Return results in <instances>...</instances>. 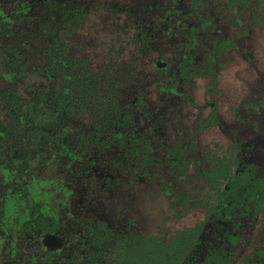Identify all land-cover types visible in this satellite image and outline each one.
Segmentation results:
<instances>
[{"label":"flooded vegetation","instance_id":"flooded-vegetation-1","mask_svg":"<svg viewBox=\"0 0 264 264\" xmlns=\"http://www.w3.org/2000/svg\"><path fill=\"white\" fill-rule=\"evenodd\" d=\"M7 1L0 0V264H115L113 251L119 248H124V263L137 264L141 241L168 245L179 232L195 227L200 228L199 241L183 254L181 264H199L215 252L234 264L239 235L237 225H230L233 217L250 213L256 219L264 210L240 202L211 206L209 201L215 203L231 186L224 179L206 178L202 171L215 167L214 156H234L239 167L246 159L237 157L236 141L229 147L206 146L196 157L197 144L185 136L187 126L177 118V98L195 104L184 89L207 74L210 98L203 107L209 105L211 112L207 118L199 116L194 126L201 130L218 124L212 87L227 46L223 40L220 53L211 59L217 40L212 34L208 38L207 31L220 13L226 17L225 0H187L186 5L184 0H149L144 6L130 0L122 6L112 0H19L5 11ZM192 16L194 24L187 19ZM189 38L191 48L185 43ZM163 42L174 45L173 67L163 63ZM151 49L157 56H151ZM182 63L192 65L187 74L181 72ZM152 70L155 75L146 80ZM259 104L264 107V99ZM99 106L104 115L97 112ZM20 112L30 132L10 130ZM99 118L106 120L96 132L93 124ZM41 120L46 134L33 140V127ZM178 129L183 136L172 135ZM71 136L86 143L96 137L106 142L92 141L88 147ZM169 138V145L158 140ZM68 142L74 144L73 158L67 155ZM246 163L258 171L256 164ZM154 184L176 214L197 206L203 209V220L170 235L134 230L129 216L123 230L119 222L110 223L108 199L116 191L122 190V209L128 215L135 185ZM67 187L72 188L68 193ZM98 199L103 201L97 204ZM120 217L116 213L114 219ZM204 241L207 248L201 253ZM40 251L46 256L36 260ZM259 253L264 257V249ZM116 263L122 264L119 259Z\"/></svg>","mask_w":264,"mask_h":264},{"label":"rangeland","instance_id":"rangeland-1","mask_svg":"<svg viewBox=\"0 0 264 264\" xmlns=\"http://www.w3.org/2000/svg\"><path fill=\"white\" fill-rule=\"evenodd\" d=\"M17 1L19 0H9L7 1L9 3L3 5L2 8L5 11H10ZM100 1L102 4L104 3V0ZM254 1L256 2V0ZM112 2L115 6L129 3L128 0H112ZM134 2L143 6L151 3L149 0H130V3ZM186 2L187 0H184L183 4L186 5ZM223 12L226 17L220 13V18L212 22L209 27L210 30L207 31V37L213 38L214 36L218 42L227 37L231 40V44L227 46L226 51L219 58L221 65H219L218 76L214 82L212 81L213 100L218 110V124L210 125L201 130H197L194 126L199 116L207 118L211 112L209 105L203 107L205 101L210 98L206 91L207 83L210 81L206 77L207 74L193 78L184 89L195 104L177 98L180 101V116L178 115L177 118L187 126L185 136L189 137V134L197 144L196 157H200L201 151L207 149L206 146L215 147L218 144L222 147H229L236 141L240 145L234 150L237 157L242 158L244 156L246 162L256 164L258 170L264 171V107L259 104V101L264 99V23L262 25L252 23L253 26L244 30L250 22V11L246 10L242 15L244 19H247L246 23H235L234 25H231V19L227 15L230 14L228 9L223 10ZM154 16L155 14L152 13V19ZM187 19L189 23L194 24L193 16ZM170 43H162L163 63L173 67L177 64V59L172 51L174 45ZM210 45V40H207L206 46ZM157 54L155 49H151L152 57L157 56ZM147 64L152 67V60H147ZM154 75L155 72H151L146 80L151 79ZM153 90L148 89L151 93ZM174 124L177 122L174 121ZM147 132L150 133L151 129H148ZM175 132L183 136L179 129L175 130L172 135H175ZM158 140L169 145L173 139ZM251 141V147L243 153ZM162 148L165 147L162 146ZM162 148L159 151L160 155L164 153ZM171 169L173 170L172 167ZM156 176H154V180L164 179ZM133 191L135 193L132 197L134 201H131V207L134 202V208H131L128 215L123 213L124 210L122 209V190L116 191V195L108 199L110 212L106 217L111 224L116 225L119 222L117 226L121 230H123L126 216H129L128 219L130 218L134 230L152 234L163 232L166 235H170L176 230L180 231L193 227L204 218L203 209L197 206L179 209L176 214V210L171 207L170 199L164 196L163 191L156 184L153 187L135 185ZM100 201L103 199H98L95 203L99 204ZM116 213L121 216L118 220L114 219ZM234 224L237 225L239 235L235 251L239 259L234 264H264V257L259 253V250L264 249V213H260L256 219L251 217L250 213L245 217L235 216L230 225L234 226ZM211 232L212 228L209 227L204 236L207 245L212 237ZM207 245L204 241L202 251L200 250L201 253H205Z\"/></svg>","mask_w":264,"mask_h":264},{"label":"trees","instance_id":"trees-1","mask_svg":"<svg viewBox=\"0 0 264 264\" xmlns=\"http://www.w3.org/2000/svg\"><path fill=\"white\" fill-rule=\"evenodd\" d=\"M200 1V0H198ZM224 2V1H223ZM255 4H252V3ZM226 4H228L227 8L230 14H227L231 19V25H234L235 23H246L247 19H244L242 15L247 11H250L251 18L250 22L246 25L245 29H248L249 26H253L255 23H259L262 25L264 23V0H225ZM218 12H216L217 14ZM209 16V15H208ZM211 16V15H210ZM253 23V24H252ZM192 38L187 39L186 45L191 48V42ZM222 41L217 42L214 41V49L213 53L210 52V58L215 59V56H217L220 53L221 44ZM226 46H229L231 44V40L227 37L224 40ZM25 45V44H24ZM27 46V45H25ZM192 66L187 65L186 63H182V73L187 74L185 72V69ZM102 109L99 106L98 113L99 115H102ZM20 110V107H19ZM105 114V113H104ZM103 114V115H104ZM22 112L18 114L17 116V124L16 127H13L12 131H20V132H30L29 124L25 123L21 118ZM106 118L103 120L102 118H99V121L95 122L93 125L97 128L96 132H99V128L103 123L105 122ZM45 122L43 120L36 122V125L33 127L35 136L32 137L33 140H42V135L46 134ZM80 129H83L80 126ZM69 124L67 125V132L69 131ZM69 134V133H68ZM30 138V137H29ZM29 138H26L27 141H30ZM71 136V140L77 142L78 140H82V142L85 144V146L89 147V144L92 141L98 142L99 137L91 138L87 143L85 138H74ZM112 140V139H111ZM110 140V141H111ZM123 138H120V142H123ZM109 141V142H110ZM106 140L100 139L99 143H105ZM112 142V141H111ZM108 145V144H106ZM74 147V144H70L68 142L66 146L67 155L68 157H74L77 155H74L73 151H70L71 148ZM215 167L211 168L210 171L203 170L202 173L205 174L206 178L209 177V179H224L226 180L230 186L231 190L225 193L224 195H219L215 198V203L212 201H209L210 205L216 208H219V203L223 204H234L239 202L246 208L249 205H253L255 210H264V171L260 170H254V168L249 163H243L242 166L239 167L238 161L234 159V156H226L225 158H217L213 157ZM237 161V162H236ZM233 166H238V170L234 171ZM68 171L69 170V162L67 163ZM75 171V172H73ZM71 170V172L78 174H81L80 171L77 170ZM214 180V181H216ZM73 185V184H72ZM213 188H216L218 192V185L212 186ZM72 189V188H71ZM70 187H67V193L69 190L71 191ZM233 190L232 193H230ZM218 194V193H217ZM226 197V200L223 201V198ZM234 204L233 206H235ZM228 211V209H227ZM243 212V210H241ZM240 212V213H241ZM229 217V216H227ZM24 222L27 221L26 218L23 219ZM200 232L199 227H195L192 230L179 232L177 237H174L173 240L176 241L175 243H169L168 245H160L156 242H145L141 241L139 246H136L140 249L139 251V260L137 264H181V259L184 255H188L191 251V247L193 244L197 243L198 240V234ZM121 241V240H120ZM178 247V248H177ZM188 247V250H187ZM161 252V255L158 256V252ZM44 252L40 251L35 255V259L42 258L46 255L43 254ZM39 254V255H38ZM41 254V255H40ZM115 264L117 259H119L122 264L124 263V255L125 251L124 248L114 249L113 251ZM185 256V257H186ZM53 257V256H52ZM54 258V257H53ZM177 260V261H176ZM53 264V263H52ZM199 264H231L230 260L228 258H223L222 254H218V252H215L212 256H207L201 263Z\"/></svg>","mask_w":264,"mask_h":264}]
</instances>
